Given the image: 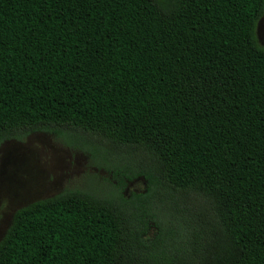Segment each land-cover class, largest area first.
Wrapping results in <instances>:
<instances>
[{"label": "trees", "instance_id": "trees-1", "mask_svg": "<svg viewBox=\"0 0 264 264\" xmlns=\"http://www.w3.org/2000/svg\"><path fill=\"white\" fill-rule=\"evenodd\" d=\"M263 9L0 0V145L48 133L108 174L16 209L0 264H264Z\"/></svg>", "mask_w": 264, "mask_h": 264}, {"label": "rangeland", "instance_id": "rangeland-1", "mask_svg": "<svg viewBox=\"0 0 264 264\" xmlns=\"http://www.w3.org/2000/svg\"><path fill=\"white\" fill-rule=\"evenodd\" d=\"M254 32L257 43L264 46V9ZM94 175L108 178L85 154L62 145L48 133L32 132L22 141H4L0 145V238L16 209L68 185L97 187L100 179L95 181ZM144 188L145 181L139 177L126 183L123 194ZM153 233L150 227L145 237Z\"/></svg>", "mask_w": 264, "mask_h": 264}]
</instances>
